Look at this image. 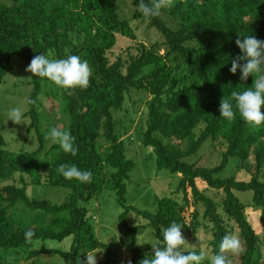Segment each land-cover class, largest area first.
<instances>
[{
  "label": "trees",
  "instance_id": "16d2710c",
  "mask_svg": "<svg viewBox=\"0 0 264 264\" xmlns=\"http://www.w3.org/2000/svg\"><path fill=\"white\" fill-rule=\"evenodd\" d=\"M131 3L132 19L157 30L161 43L148 46L138 41L132 20L122 17L117 0H0V84L12 71L14 56L29 65L35 55L49 59L77 55L91 69L84 89H64L32 76L30 100L35 103L23 117H30V129L37 131L35 151H9L0 134V264L29 262L43 254H60L64 264H80L88 252L100 248L107 251L105 264H118L113 249L96 239L80 202L90 203L105 186L118 190L120 203L125 202L126 181L135 162L125 155L124 131L117 129L121 123L112 111L123 110L132 90L150 97L142 144L153 149L159 171L181 175L176 191L181 197L158 199L156 212L123 205L126 210L120 221L128 233L125 249L132 256L131 264L152 256L137 246L140 229L152 227L163 244V230L173 222L183 226L184 238L200 230L210 233L212 256L220 254L223 237L234 235L235 225L242 248L236 259L231 253L225 255L232 264H264V237L246 215L249 207L260 210L264 222V122L245 123L234 101L231 121L218 111L223 97L230 99L233 90L243 92L255 79L253 74L243 81L239 69L235 74L229 69L231 60L241 55L237 38L254 35L264 41V0H173L161 13L175 21L174 27L161 14L145 18L138 8L140 0ZM120 37L127 45L118 51ZM41 96L51 101L52 113L63 103L59 129L75 137V156L45 139L56 125L47 121L42 129ZM102 138L107 148L101 152ZM207 141L222 158L220 164L204 167L189 162ZM233 159L241 171L252 175L249 181L221 175ZM61 164L90 171L91 182L65 179L57 172ZM32 185L63 188L70 191L69 197L63 203L30 198L27 188ZM208 189L222 192L223 198L216 200ZM236 192H252V202H242ZM130 212L143 218L145 225H128ZM28 231L34 235L26 237ZM68 237L73 238L69 251L45 249V244L33 249L41 242ZM210 259L205 253L201 264H210Z\"/></svg>",
  "mask_w": 264,
  "mask_h": 264
},
{
  "label": "rangeland",
  "instance_id": "374dc122",
  "mask_svg": "<svg viewBox=\"0 0 264 264\" xmlns=\"http://www.w3.org/2000/svg\"><path fill=\"white\" fill-rule=\"evenodd\" d=\"M121 6V15L127 19H131V25L136 31L138 41L150 46L151 44L161 43L163 38L161 34L155 29H149L146 22L134 21L132 14L135 8L132 6V0H117ZM161 16L167 20L170 26H175V21L161 13ZM126 39L120 37V47H126ZM164 47L159 48L160 53L164 52ZM13 69L4 78L0 84V134L5 141V148L9 151L18 152L21 150L35 151L39 147V140L37 131L30 129L31 118L22 117L21 124H15L8 120L7 113L13 107H20L23 115L30 110V98L33 90L31 85L32 74L25 71L28 66L25 61L19 57H12ZM31 77V79H29ZM146 94L132 90L126 97L124 108L122 111H112L116 121L121 123L117 127L123 130L121 135L125 143V155L127 159L135 162V167L130 173V179L126 181V194L124 204L120 203V196L118 190L105 186L102 188L100 195L93 198L90 203L80 202L84 205L87 212L88 222L93 227L96 239L104 246H109L113 249L118 264H129L132 256L125 249V243L128 237L127 231L124 229L120 217L125 212V206H131L141 210L156 212L158 207V199L165 197L180 198L177 195V187L181 180V175L178 173H171L167 170L159 171L157 168L156 155L151 147H146L142 144V132L146 130V120L148 117L147 102L150 99ZM43 108L42 116V129L47 128V121L54 123L57 128H61L63 124L62 108L57 107L56 114L60 119L55 117L50 107L51 101L45 96L39 99ZM46 117L47 119H44ZM165 140V143L168 140ZM177 142L176 140L172 141ZM102 138L98 143L99 150H105L106 144ZM211 141H207L200 150L199 156L188 159L189 162H196L199 166L214 167L220 164L221 157L210 149ZM251 173H254L255 162L251 159ZM235 160H231L230 164L222 173L223 177L235 176L239 180L249 181L252 175L244 170H240ZM16 183L19 181V176H15ZM199 186L202 190L206 189L207 185L203 181H199ZM70 191L54 187L51 185H32L27 188V195L30 198L51 200L55 203H63L69 197ZM240 200L246 204L252 202V192H236ZM207 194L213 196L216 200L220 201L224 194L219 191L208 189ZM247 218L250 223L255 227L257 233L264 237V222L262 219L261 211L255 210L252 207L247 208ZM128 225H145V220L137 215L135 212L128 214ZM141 228L138 234L137 246L146 253H152V246L161 245L157 239L155 231L152 227L145 225ZM234 235L240 239L239 230L234 225ZM211 239L210 233L200 230L196 235L185 237L187 244L183 246V251L193 249L202 250L207 255L212 257L209 247ZM72 237H68L63 241L48 240L45 243L41 242L34 245L33 249H38L45 244V249H59L62 251H69L72 244ZM241 241V239H240ZM37 243V242H35ZM96 253L97 264H105L107 252L104 248L92 251ZM238 254L234 255L235 259ZM20 264H64V259L60 254H43L29 262L21 261ZM234 264H237L235 261Z\"/></svg>",
  "mask_w": 264,
  "mask_h": 264
},
{
  "label": "clouds",
  "instance_id": "9594fccd",
  "mask_svg": "<svg viewBox=\"0 0 264 264\" xmlns=\"http://www.w3.org/2000/svg\"><path fill=\"white\" fill-rule=\"evenodd\" d=\"M173 0H150L146 4L140 0L138 8L145 18L159 16L163 8L171 7ZM236 46L240 49L241 55L231 60L229 71L235 74L237 70L241 72L240 79L246 81L249 76L253 77L252 86L238 92L233 90L230 99L222 98L219 105L220 116L231 121L235 117V110L250 126H259L264 122V41L257 39L254 35L245 36L243 39L237 38ZM32 76L47 78L56 86L64 89H84L89 85L91 69L88 62L82 61L77 55H68L65 59H49L44 54L35 55L25 69ZM31 79V77L29 78ZM29 103H35L30 100ZM183 110V109H182ZM8 120L15 124H21L23 111L20 107L11 108L8 113ZM52 144L58 145L66 153L76 155L78 149L74 147L75 137L70 132L62 131L57 127H52L45 136ZM57 172L65 179H76L81 183H90L92 173L82 171L76 165L61 164ZM182 225L171 223L163 230V244L152 246V256L139 261V264H201L205 260V253L183 251V246L187 244L183 234ZM26 237L34 235L33 232H26ZM242 245L240 239L235 235H225L219 245L220 254L214 255L210 259V264H232L225 254H239ZM80 264H97L96 253L88 252L86 258ZM129 264L131 262L129 261Z\"/></svg>",
  "mask_w": 264,
  "mask_h": 264
}]
</instances>
